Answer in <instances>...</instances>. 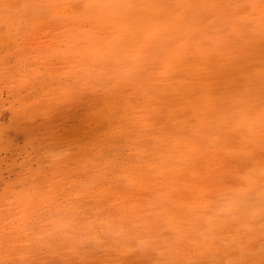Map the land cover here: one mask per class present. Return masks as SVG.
Masks as SVG:
<instances>
[{"label":"snow or ice","instance_id":"6c2138e0","mask_svg":"<svg viewBox=\"0 0 264 264\" xmlns=\"http://www.w3.org/2000/svg\"><path fill=\"white\" fill-rule=\"evenodd\" d=\"M222 7L237 9L247 21V31L238 32L230 23L231 17H225L221 26L203 32L198 43L203 55L191 58L168 50L160 38L162 32L187 21L189 13L211 23ZM61 9H71V15L63 16ZM0 16L7 29L5 43L9 47L8 37L17 20L22 21L17 28V41L25 20L29 27L35 21L49 19L61 25L79 24L81 28H87L88 22L99 26L91 32L96 54L90 63V75L107 80L109 87L103 91L75 89L54 102L48 100L42 109L37 108L43 111V119L31 132L34 142L55 143L61 151L53 154L55 163L39 170L33 185V205L45 200L62 202L68 188L65 177L79 181L73 188L76 193L128 196L134 194L137 184L167 182L177 169L190 174L186 179L188 190L183 195L172 190L165 201L168 214L175 220L172 234L164 237L174 249L171 258L147 240L122 242L103 236L81 253L74 242L50 228L44 234L25 230L28 239L5 231L0 238L3 246L0 264H264V0L229 6L161 0L21 5L0 0ZM106 16L121 24L119 40L103 38L101 29ZM105 46L112 50L111 54L103 53ZM49 55L55 58L59 53ZM13 59L6 58L5 63L11 65ZM187 64L195 70L180 67ZM158 68L165 69L171 80L186 82V86L174 92L159 88V77L155 75ZM129 83L142 90L134 103V106L143 104L142 114L139 119L121 124L123 131L115 142H128L123 151L101 150L94 156L98 149L113 142L107 137L106 125L114 119L116 106L128 96L123 86ZM23 84L31 87L32 81L24 78ZM116 96L119 99H114ZM64 109L80 113L70 125L58 118ZM153 137L164 138L167 147L163 142L151 143ZM224 155L238 163L225 161ZM85 156L103 164L102 175L96 174L94 168L80 170ZM177 156L179 160L175 159ZM145 162L155 173L145 169ZM241 175L250 189L259 184L258 209L248 197L252 206L237 207L230 217L208 215L200 251L194 255L192 238L182 227L184 202L208 181L232 184ZM58 179H64V183H57ZM217 233L228 236L217 243ZM65 250L76 258L64 255ZM222 255L227 258H221Z\"/></svg>","mask_w":264,"mask_h":264},{"label":"rangeland","instance_id":"374dc122","mask_svg":"<svg viewBox=\"0 0 264 264\" xmlns=\"http://www.w3.org/2000/svg\"><path fill=\"white\" fill-rule=\"evenodd\" d=\"M220 1H222V3L220 4L222 6L244 4L249 2V0H219V2ZM40 2L41 1H38L37 3ZM17 4L22 5L25 3L19 1ZM71 11V9L60 10L63 16L71 15ZM241 16L242 14H238L237 9L222 7L216 12L217 19L212 21L211 23L201 21L198 17H194L191 13L188 14V21L195 26L203 24L204 31H206L208 28H212L213 26L214 28L221 26L220 21L223 18L231 17L230 23L237 28L238 32H244L247 31V21L242 19ZM21 24V20L16 21V24L12 29V35L8 37L9 43L11 44V47H9L5 43L7 29L4 26L2 16H0V235L3 237L5 231L9 233L16 232L22 237V239H28L29 237L27 235V232H25L27 228L28 232L34 231L37 234H43L41 233L42 229L47 230L54 226V228L58 232V235L65 240L69 241L70 239L72 242H74L75 245L81 250V253H83L89 245L94 244L99 237L103 236L104 238L112 240H117L118 238V240L122 242L127 241L139 243L141 240H147L151 244L160 247L164 251L165 257H173L174 249H172L171 245L164 239V237L166 235L172 234L175 227V220L169 214H167L168 212L166 209H163L162 212L156 214L160 210H154V208H157L158 204L161 205L160 203H165L164 201H166L168 193L172 191L173 188V190L176 191L177 195H183L187 191L189 186L186 184V180H183L180 174L173 177V182L172 180H168L167 182L161 183V185H171L172 183V186L168 188V193L162 196L163 198L159 197L160 194L156 195L158 193H156L157 185H153V182L150 184L147 183V186L144 183V187L141 185L142 187L140 186L141 189L139 191L138 189H135L134 194L128 196H121L118 193H112L110 195L98 193L99 195H94L87 194L84 191H81L79 193L73 192V188L76 187L79 181L73 182L70 178L65 177L64 179H67L68 188L66 190L67 195L63 198L62 202L45 200L37 205H33V203L31 202L33 200L34 193L33 185L35 178L39 175V170L46 165L50 166L52 163H55V161L52 160V156L54 153H59L61 151V148L58 144L45 142L43 145H41L39 142H34L35 137L31 135L30 130L32 131L35 127H37L40 120L43 119V111H37V108L39 107L42 109L43 105L47 103L48 100L54 102L65 93H68L75 89L91 90L92 88H98L103 91L105 88H108L109 85L107 83V80L90 81L89 79L88 81V78L86 77L87 66L86 63L83 62V58L71 54L69 49L72 46L69 44L71 43L69 34L71 33L70 28H72V25H61L60 23L49 19L45 21H35L32 26L29 27L27 24V20H25L23 21V31L21 30L19 33L20 41L17 42V28H19ZM255 39L258 47V34ZM69 46L71 47L69 48ZM49 53H59V55L53 58V56L49 55ZM10 57H14V59L13 63L11 65H8L5 63V61L6 58ZM33 65L35 66L34 68ZM256 70L259 71L258 61ZM155 75H158L159 77V86L157 85L159 88L169 89L170 91L174 92L173 88L163 81L162 74L160 72L156 71ZM24 78L31 79V87L24 86ZM161 80L163 81L162 83ZM114 83L116 82L113 81V84ZM124 88L127 90L128 96L125 98L123 104L116 106V108L114 109L116 115L112 121L108 122L105 129L107 137L113 142L104 145L102 149H98L96 153H93L94 156L97 155L101 150H111L114 152L124 150L125 145L118 144L115 141L122 134L123 130L122 128H120L121 124L130 120V114L128 115L130 106H127V104L129 103V101H131L132 103H130V105L134 107L138 92V95H142V90L135 88L137 89L136 92L131 85H124ZM115 90L119 92V89ZM164 95L167 99V94L165 93ZM114 99H119V96L114 97ZM37 100L40 101L39 105L36 104ZM135 106L136 109H139L141 111L144 107L143 104H138ZM126 108H128V110H126ZM79 114L80 113H78L74 109H64L61 110L58 118L62 119L70 125ZM25 116L27 118L21 119ZM132 119L138 118L131 117V120ZM115 128H117L116 131ZM113 129L115 132H112ZM152 139L153 138H151V143L154 141ZM125 144H127V141H125ZM77 148H79V145L77 146ZM84 159H88L89 161L87 160L86 162L84 161ZM84 159L80 162L81 171H84L85 167H87L94 168L96 170V174L98 175L100 173L101 175L103 174V165L99 160H93L88 158L87 156H85ZM223 159L234 165L238 163L229 155H224ZM73 171H75V169H73ZM255 175H259L258 163L255 166ZM64 179H58L57 183L63 184ZM206 183L209 188H199L196 191L195 195L190 197L191 200L184 202V207L182 208L183 211L184 209L186 211H184V223L186 225L183 224L182 227L187 234H189L190 236L192 235L191 247L193 248V253L194 251H200L199 242L203 240V236L201 235V233H203L208 226V215L214 214L221 217H230L231 213L235 212L237 207L244 209L252 206L247 201L248 197L252 198L253 204L258 209L260 199L259 184L257 183L250 189L248 182L243 178V175H241L239 178H235L232 184L213 183L210 181ZM216 184L219 186H223V188H217ZM210 185H212V187ZM225 186L227 188H225ZM213 188L216 191L213 190ZM153 191L155 192L153 193ZM212 191L216 192V194H213L215 196L212 195ZM157 196L160 199L157 201V198L156 202L154 199ZM118 197L120 198L119 200ZM204 197L207 200H205ZM210 198H213L214 200H209ZM114 199L115 201L113 202ZM117 200L119 201V203L117 202ZM203 200H205V203H203ZM123 201H125L126 204L125 202L123 204ZM116 204L118 207L113 208L112 206H116ZM124 205L126 207H124ZM117 208L123 209H121V211L119 209L118 212ZM131 209L133 212H130L129 214L127 210L131 211ZM123 210H125V212ZM113 211L115 212L116 216L113 214ZM149 211H151V213ZM117 212L118 214H121V212H123V214H121V221L124 218L123 221L128 224H125L126 228H124V222L120 221V214L117 215ZM139 212L141 214L143 213L142 216ZM94 213L96 216L94 215ZM138 213L140 215L139 219L137 218ZM164 213L166 217L164 215H161ZM127 214L129 216H127ZM149 214L151 215V217H148ZM105 215L108 217L109 221L107 219H105V221L103 220L104 218H107ZM93 216H95L94 222L92 220ZM145 216L148 220L145 219ZM96 217H102L103 219L101 218V220H98V218ZM115 217L116 222L115 220H113L115 219ZM118 217L119 219H117ZM127 217H131L132 219H129ZM55 219L57 222L55 221ZM61 219L64 220L63 223L65 225H63V223H60V221L62 222ZM142 219H144L143 222H146L147 224L150 222L149 225H147L146 223L144 225L141 224ZM160 219L162 220L160 221ZM85 220L88 221H86L85 223ZM102 220L104 222H101ZM136 220L139 221L141 226L143 225L142 231L145 232H140L139 229L141 228V226L138 224V222H136ZM90 221L91 224L89 223ZM49 222L52 223L53 226ZM106 222H112V224L115 222L114 224L117 225L118 228L113 224L114 229L109 230V232L106 231L107 233H109L108 235L104 230H102L103 228L105 230L107 229L106 227H108V223ZM128 222H132L133 224ZM95 223L97 224L95 225ZM58 224L59 226L62 224V228H59ZM85 224H87L88 226H86ZM162 224L164 225L162 226ZM91 225L95 226L96 228L94 227L93 229ZM38 226L42 229H40ZM82 226H86L87 228L85 227V229ZM90 226L91 228L89 230ZM150 226L152 227L149 228ZM81 227L84 228V230L81 229ZM97 227H99L100 229ZM148 228L151 230H149ZM91 230H96V232H92ZM43 232H45V230ZM87 232L90 233L87 234ZM139 232L141 235L139 234ZM84 235H86L87 237ZM117 236H121L122 238ZM227 236V233H218V239L216 242H220V239ZM255 236L257 238L259 236L258 225ZM228 238L231 239L230 237ZM0 242V250L2 249L3 253L2 240H0ZM2 253L0 251L1 255ZM64 255L70 256L73 259L76 258L72 255L71 252L67 250L64 251ZM221 258L226 259L227 257L222 255Z\"/></svg>","mask_w":264,"mask_h":264},{"label":"bare ground","instance_id":"6f19581e","mask_svg":"<svg viewBox=\"0 0 264 264\" xmlns=\"http://www.w3.org/2000/svg\"><path fill=\"white\" fill-rule=\"evenodd\" d=\"M19 1H22V2H24V3H35V1H36V3L38 2V1H41L42 3H54V4H57V3H59V4H67V3H69V4H75V3H78V4H85V3H98V2H111V0H6V2H11V3H18ZM31 1V2H30ZM40 2V3H41ZM132 2H144V0H132ZM161 2H166V3H174V4H179V3H191V2H210V3H215V4H218V5H220L221 3H222V1H220L219 2V0H161ZM64 10V9H63ZM17 26V25H16ZM96 27H99L98 25H96V24H93V23H91V22H88V27L87 28H81L80 27V25L79 24H76V25H72V28H70V29H68V30H70V34H69V36H70V42L71 43H69L71 46H69V50H70V52H71V54L72 55H75V56H79L80 58H83V62L84 63H86V66H87V68H86V74H87V78H88V81H89V79H90V81L92 80H98V79H94L93 77H92V75H90V72L92 71V69L90 68V63H91V60H92V58H93V56L96 54V48L94 47V38L92 37V35H91V32H92V30L94 29V28H96ZM212 28H214V26L212 27ZM25 30V29H24ZM23 31V30H22ZM101 31H102V35H103V38L106 40V41H112V40H114V39H116V40H119L120 38H121V35H122V26H121V24L119 23V21L118 20H115V19H112V18H110V17H105V20H104V28L103 29H101ZM203 32H204V26H203V24H199V25H197V26H195L194 24H192V23H190L188 20L187 21H185V22H183V23H181L180 25H178L176 28H174V29H170V30H168L166 33H163L162 32V34H161V39H163L164 41H165V43H166V46H167V49L168 50H170V51H174V52H177V53H179V54H181L184 58H191L192 56H194V55H196V56H201V55H203V51L204 50H202V49H200L199 47H198V43H199V39H200V37L202 36V34H203ZM21 35H22V33H21ZM22 37V36H21ZM4 39V38H3ZM20 41V40H19ZM18 42V41H17ZM3 49V48H2ZM111 49H109L107 46H105V48L103 49V53L104 54H111ZM180 67L181 68H183L184 70H188V69H192V70H195V68H194V66L193 65H190V64H187V65H180ZM85 71V70H84ZM156 71H158V72H160L161 74H162V78H163V81L165 82V83H167V84H169V86L170 87H172L173 88V91H175L176 89H178V88H181V87H185L186 86V82H183V81H173V80H171L170 78H169V75H168V73H167V71L165 70V69H163V68H158ZM156 73V72H155ZM158 76V75H157ZM161 78V79H162ZM162 80H161V83L163 82ZM85 82V81H84ZM94 84V83H93ZM116 83H114L113 85H115ZM133 86V88L135 89V88H137V89H139L138 87H136L135 85H133V84H131V83H129V84H127L126 86ZM39 86V85H38ZM158 86H159V84H158ZM124 87V86H123ZM129 88H131V87H129ZM118 89V88H117ZM137 89H135V91L137 90ZM139 90H141V89H139ZM134 91V90H133ZM137 92V91H136ZM135 92V93H136ZM138 94H139V92H138ZM138 94H137V96H138ZM129 101V100H128ZM127 106H130L129 107V113H128V115L130 114V120H131V117L132 118H140V116H141V110H139V109H136L135 107L136 106H134V107H132V105H130V103H128L127 104ZM140 108V107H139ZM126 110H128V108H126ZM143 110V109H142ZM22 119V118H21ZM28 121V120H27ZM115 123V122H114ZM113 123V124H114ZM34 125V124H33ZM116 125V124H115ZM173 125L174 126H176L177 125V122L176 121H173ZM36 126V125H35ZM120 126V125H119ZM121 128V127H120ZM22 129H24V128H22ZM27 129V128H26ZM117 130V128H115V131ZM114 131V129L112 130V132ZM114 131V132H115ZM30 132H32L31 130H30ZM112 134V133H111ZM29 136V135H28ZM152 140H154L152 143L153 144H159V143H165V146L167 147V145H168V141H165L164 140V138H162V137H153V139ZM128 143V142H127ZM123 145H125V144H123ZM175 159L176 160H179L180 158H179V156H177V157H175ZM88 160V159H87ZM87 160H85L84 159V161H86L87 162ZM89 161V160H88ZM83 163V162H82ZM88 165V164H87ZM103 165V164H102ZM146 166V167H145ZM82 167H84V166H82ZM102 167V166H101ZM144 167H145V169L146 170H148V171H152V169L150 170V168H149V166H148V164H147V162H145L144 163ZM102 169V168H101ZM101 172V171H100ZM153 172H155V170H153ZM178 174H180L181 175V177L183 178V180L185 179H187L188 177H189V173H182L179 169H177L176 171H175V173L173 174V176H171L172 178H169V180L171 181L172 180V182L174 181L173 180V177H175V175H178ZM99 175H101V173L99 174ZM62 181V180H61ZM242 181H243V179H242ZM186 182V181H185ZM211 182V181H210ZM245 182V181H244ZM154 184L153 185H157V189H156V195H159V197H162V196H164L165 194H167L168 193V188H170L171 186H172V183H171V185H161V183H163V182H153ZM147 183H145V185H146ZM150 184V183H149ZM242 184H244V183H242ZM144 185V186H145ZM155 185V186H156ZM175 185V184H174ZM217 185V184H216ZM215 185V186H216ZM140 184H137V186H136V188L135 189H138V191L141 189L140 188ZM143 186V185H142ZM141 186V187H142ZM143 186V187H144ZM147 186V185H146ZM211 187H212V185H210ZM153 187V186H152ZM151 187V188H152ZM204 187H206V188H209V186L207 185V183H206V186H204ZM203 187V188H204ZM217 188H223V186H219V185H217L216 186ZM253 187V186H252ZM155 188V187H154ZM215 188V187H214ZM213 188V190H215ZM225 188H227L226 186H225ZM231 188V187H230ZM134 189V190H135ZM174 189V188H173ZM172 189V190H173ZM167 190V191H166ZM188 190V189H187ZM207 191V190H206ZM208 191H211V190H208ZM216 191V190H215ZM155 191H153V193H154ZM213 193H212V195L213 194H216V192H214V191H212ZM211 193V192H210ZM28 194H30V193H28ZM103 194V193H102ZM117 194V193H116ZM161 194H163V195H161ZM252 194H254V193H252ZM97 195H99V194H97ZM114 195V194H113ZM112 195V196H113ZM153 195H155V194H153ZM153 195H152V197H153ZM211 195V196H212ZM25 196V195H24ZM168 196V195H167ZM213 196H215V195H213ZM254 196V195H253ZM102 197V196H101ZM116 197V196H115ZM114 197V198H115ZM120 197V196H119ZM118 197V200L120 199ZM151 197V198H152ZM158 196L154 199L155 201H156V199H157V201L160 199ZM163 198V197H162ZM202 198V197H201ZM116 199V198H115ZM115 199L113 200V202L115 201ZM204 199H205V197H204ZM211 199H213V198H210L209 200H211ZM117 200V202L119 203V201ZM166 200H167V197H166ZM189 200H191V199H189ZM205 200H207V199H205ZM205 200H203L204 202L203 203H205ZM208 200V201H209ZM214 200V199H213ZM122 201V200H121ZM156 201V202H157ZM161 201V200H160ZM32 202V201H31ZM124 202L125 201H123V204H124ZM165 202V201H164ZM187 202V201H186ZM211 202V201H210ZM102 203V202H101ZM100 203V204H101ZM104 203V202H103ZM106 203V202H105ZM117 203V204H118ZM121 203V202H120ZM160 203V202H159ZM115 204V203H114ZM117 204H116V206L115 205H111L113 208L115 207H118L117 206ZM122 204V203H121ZM125 204H126V202H125ZM161 205H159L158 204V207L157 208H154V210H160L159 212H157L156 214H159L160 212H162L163 211V209H166V206H165V203H160ZM99 205V204H98ZM214 205V204H213ZM220 205V204H219ZM239 205V204H238ZM245 206V205H244ZM89 207H91V206H89ZM88 207V208H89ZM94 207V206H93ZM109 207V206H108ZM124 207H126L125 205H124ZM218 207V206H217ZM33 208V207H32ZM103 208V207H102ZM102 208H100V209H102ZM110 208V207H109ZM108 208V209H109ZM216 208V207H215ZM86 209V208H85ZM118 209V208H117ZM120 209V208H119ZM119 209H118V212H119ZM121 209H123V208H121ZM121 209H120V211H121ZM125 209V208H124ZM127 209V208H126ZM111 210H112V208H111ZM116 210V209H115ZM151 210H153V209H151ZM213 210V209H212ZM84 211V210H83ZM88 211V210H87ZM101 211V210H100ZM104 211V210H103ZM107 211V210H106ZM124 212H125V210H123ZM183 211V210H182ZM184 211H185V209H184ZM183 211V213H185ZM91 212V211H90ZM114 212V211H113ZM118 212H117V215H119L118 214ZM127 212H129V214H130V212H133L132 211V209H131V211H128L127 210ZM126 212V213H127ZM150 213H151V211H149ZM212 212V211H211ZM210 212V213H211ZM82 213V212H81ZM89 213V212H88ZM108 213V212H107ZM106 213V214H107ZM110 213H111V211H110ZM126 213H125V215H126ZM140 213V212H139ZM139 213H138V219H139V216L141 215L142 216V214L140 213V215H139ZM109 214V213H108ZM115 216H116V214H115V212L113 213ZM121 214H123V212H121ZM121 214L119 215V217H120V221H121ZM135 214V213H134ZM133 214V215H134ZM168 214V213H167ZM94 215H95V213H94ZM148 215V214H147ZM146 215V216H147ZM161 215H164L165 216V213L164 214H161ZM222 215V214H221ZM96 216V215H95ZM95 216H93L92 217V220H93V222H94V218H95ZM106 216V215H105ZM113 216V215H112ZM127 216H129L128 214H127ZM145 216V217H146ZM155 216V215H154ZM160 216V215H159ZM228 216V215H227ZM103 217V216H102ZM101 217V218H102ZM107 217V216H106ZM110 217V216H109ZM114 217V216H113ZM119 217L117 218V219H119ZM148 217H151V215L149 214V216ZM166 217V216H165ZM86 218V217H85ZM90 218V217H89ZM96 218H98V217H96ZM101 218H98V220L100 219L101 220ZM111 218V217H110ZM126 218V217H125ZM127 218H131V217H127ZM132 218H133V216H132ZM131 218V219H132ZM144 218V217H143ZM159 218H161V217H159ZM46 219V218H45ZM84 219V218H83ZM82 219V220H83ZM103 219V218H102ZM105 219H107L108 220V217L107 218H104L103 220L105 221ZM124 219V218H123ZM123 219H122V221L121 222H124V226H125V221H123ZM145 219H147V217L145 218ZM162 219H163V217H162ZM162 219H160V221L162 220ZM27 220V219H26ZM62 220V222L60 221V223H63L64 222V220L63 219H61ZM89 220V219H88ZM88 220H85V223H86V221H88ZM95 220H97V219H95ZM101 221V222H104V221ZM113 220H115V222H116V217H115V219H113ZM135 220V219H134ZM133 220V221H134ZM143 220L144 219H142L141 220V224H145L146 222H143ZM148 220V219H147ZM41 221V220H40ZM55 221H56V219H55ZM67 221V220H66ZM109 221V220H108ZM119 221V222H120ZM31 222V221H30ZM35 222V221H34ZM57 222V221H56ZM98 222V221H97ZM114 222V223H115ZM118 222V223H119ZM136 222H138V224L140 225V223H139V221L138 220H136ZM143 222V223H142ZM50 223V222H49ZM54 223V222H53ZM58 223H59V221H58ZM90 224H91V221L89 222ZM106 223H108V222H106ZM113 223V224H114ZM128 223H132V222H128ZM150 223V222H149ZM149 223L147 224V225H149ZM32 224V223H31ZM46 224V223H45ZM44 224V225H45ZM48 224V223H47ZM50 224H52V223H50ZM57 224V223H56ZM84 224V223H83ZM97 223H95V225H96ZM103 224V223H102ZM113 224H112V222L110 223H108V227H106L107 229L105 230L104 228L102 229V230H104L105 232L106 231H108L109 232V230H113L114 228H113ZM117 224V223H116ZM120 224V223H119ZM133 224V223H132ZM185 224V223H184ZM24 225V224H23ZM62 225V224H61ZM61 225L59 226V224H58V226H59V228L61 227ZM63 225H65L64 223H63ZM62 225V226H63ZM86 226H88L87 224H85ZM104 225V224H103ZM115 225V224H114ZM121 225H123V224H121ZM126 225H128V224H126ZM143 225L141 226V228L139 229L140 230V232L142 231V227H143ZM164 224H162V226H163ZM186 225V224H185ZM26 226V225H25ZM40 226V225H39ZM38 226V227H39ZM52 226H53V224H52ZM57 226V227H58ZM85 226V227H86ZM92 227H93V229H94V227L95 226H93V225H91ZM91 226L89 227V230H90V228H91ZM105 226V225H104ZM117 228H118V226L117 225H115ZM114 226V227H115ZM123 226V227H124ZM139 226V227H140ZM161 226V227H162ZM56 227V226H55ZM82 227H84V226H82ZM81 227V229H83L84 230V228H82ZM101 227H102V225H101ZM120 227H122V226H120ZM119 227V228H120ZM132 227H134V226H132ZM145 227V226H144ZM152 226H150L149 228H151ZM160 227V228H161ZM22 228V227H21ZM40 228V227H39ZM51 228H54V226L53 227H51ZM62 228V227H61ZM80 228V227H79ZM87 228V227H86ZM85 228V229H86ZM96 228V227H95ZM97 228H99V227H97ZM124 228H126V226L124 227ZM123 228V229H124ZM148 228V229H149ZM24 229V228H23ZM40 229H42V228H40ZM100 229V228H99ZM145 229V228H144ZM184 229V228H183ZM27 230H28V228H27ZM37 230H39V229H37ZM46 231V229H42V232L41 233H43L44 234V232L43 231ZM48 230V229H47ZM60 230V229H59ZM68 230V229H67ZM82 230V231H83ZM88 230V231H89ZM98 230V229H97ZM149 230H151V229H149ZM36 231V230H35ZM92 231V230H91ZM93 231H95L96 232V230H93ZM92 231V232H93ZM39 232V231H38ZM72 232V231H71ZM85 232V231H84ZM94 232V233H95ZM140 232H139V234H140ZM142 232H145V231H142ZM196 232V231H195ZM1 233V232H0ZM34 233H36V232H34ZM60 233V232H59ZM88 233H90V232H87V234ZM3 234V233H2ZM37 234V233H36ZM40 234V233H39ZM80 234V233H79ZM86 234V235H87ZM106 234H108L109 235V233H107L106 232ZM138 234V235H139ZM218 234V233H217ZM216 234V235H217ZM82 235V234H81ZM86 235H84V236H86ZM90 235V234H89ZM141 235V234H140ZM79 236V235H78ZM88 236V235H87ZM86 236V237H87ZM192 236V235H191ZM0 237L2 238V236L0 235ZM69 237V236H68ZM89 237V236H88ZM93 237V236H92ZM115 237V236H114ZM117 237H121V236H117ZM116 237V238H117ZM140 237H142V236H140ZM22 238V237H21ZM76 238V237H75ZM90 238V237H89ZM94 238V237H93ZM122 238V237H121ZM120 238V239H121ZM26 239V238H25ZM115 239V238H114ZM117 240H118V238H117ZM123 240V239H122ZM69 241H71L70 239H69ZM1 243V242H0ZM217 243H219V242H217ZM1 245V244H0ZM195 246V245H194ZM2 248V247H1ZM197 250V249H196ZM1 251V253H2V249L0 250ZM195 252H197V251H194V253ZM198 253V252H197ZM196 254V253H195ZM1 255V254H0Z\"/></svg>","mask_w":264,"mask_h":264}]
</instances>
